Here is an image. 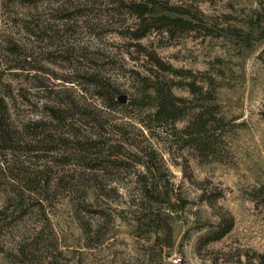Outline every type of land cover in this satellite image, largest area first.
I'll return each mask as SVG.
<instances>
[{
  "label": "rangeland",
  "instance_id": "374dc122",
  "mask_svg": "<svg viewBox=\"0 0 264 264\" xmlns=\"http://www.w3.org/2000/svg\"><path fill=\"white\" fill-rule=\"evenodd\" d=\"M131 3L154 14L140 20L129 10ZM259 13L257 0H0V97L13 109L16 125L39 121L45 107L70 106L76 98L103 117L101 141L113 161H122L121 170L86 169L69 163L65 150L11 153L9 171H0V264H260L264 40L257 37L264 18ZM158 17L191 22L192 30L162 28L153 20ZM151 55L191 71L206 91L215 92L213 102H198L181 78L164 75L185 101L182 109L215 107L210 148L202 154L189 145L185 117L164 124L153 118V78L163 74ZM92 74L119 89L115 111L105 109L87 84ZM96 128L79 127L98 136ZM46 138L40 147L56 141ZM149 153L160 169L150 182L161 181L158 203L144 193V177L150 175L142 165ZM12 174L20 180L9 178ZM48 182L49 196L31 195ZM230 217L233 229L213 241Z\"/></svg>",
  "mask_w": 264,
  "mask_h": 264
},
{
  "label": "trees",
  "instance_id": "16d2710c",
  "mask_svg": "<svg viewBox=\"0 0 264 264\" xmlns=\"http://www.w3.org/2000/svg\"><path fill=\"white\" fill-rule=\"evenodd\" d=\"M260 7V13L258 17L264 18V0H257ZM129 10L132 14L136 15L138 19L145 21L147 16L153 15L154 11L148 9L147 6L131 3L128 5ZM154 22L162 28L168 30L180 29L182 31L192 30V23L183 21L181 19H170L168 17L153 18ZM142 28V27H141ZM139 32V31H136ZM145 32V31H144ZM136 33L134 35L135 40H142L146 33ZM260 36L257 37L258 41L264 40V30L261 29ZM239 40H245L242 35H234ZM247 46L251 44V40L245 41ZM152 64L160 74V76H154L156 80L153 90L156 94L157 104L153 118L156 122L164 124L169 122H176L181 118L185 117L187 120V126L185 132L189 145L202 154V149L210 148V136L209 129L214 128L215 113L213 109L215 107L199 105L198 109L183 108L179 107L180 104H184L183 99L177 98L173 93V88L165 82L166 75L171 78H181V86L189 92V94L195 97L198 102L205 104L211 103L215 100V92H208L202 87L201 81L192 74L191 71H182L173 69L170 65L165 64L157 56H150ZM260 59L264 63V50L260 55ZM87 84L93 88L95 95L102 100V104L108 111H115L119 106L120 91L117 89L111 79H107L101 75L92 74L87 78ZM212 82H208V86H212ZM40 92H45L46 89L37 87ZM15 99V98H14ZM45 116L39 119V121H30L28 124L21 127L16 125V120L13 113V109L9 107L6 99L0 97V171H9L10 164L8 157L14 152H46L47 154H54L59 151L65 150L66 156L69 157V163L73 160L79 162L80 165L86 167V169H96L97 166L100 169L109 168L113 166L114 169H122V161L116 157L113 161V157L110 155V148L107 143L101 141L105 140L104 127L107 124L103 121V117L98 115L92 106L81 104L76 98L71 101L70 106L63 107V105L52 104L45 107ZM204 110L202 111V109ZM264 116V113H262ZM81 119V120H80ZM83 121V123H82ZM52 124L53 127H52ZM95 125V134L86 132L82 133L79 127H86L87 125ZM99 128H103L101 132ZM76 129H79L78 131ZM56 134L58 138L56 139ZM53 137L52 142L46 144L45 147H40L46 137ZM66 140L70 143V147H67ZM39 146V147H38ZM148 161L144 163L143 168L146 170L150 178H146L144 183L145 196L151 198L152 201L158 203L161 199L160 182L157 184L150 183L151 178H155L160 174L156 162V157L150 153L146 155ZM108 158V159H107ZM112 158V159H110ZM147 164V165H146ZM15 170V168H14ZM7 175V173H6ZM9 178L14 180H20L14 174L10 175ZM66 178V177H65ZM63 184L65 180L60 179ZM49 183L46 188H39L40 191L37 193H31L32 196L41 197L42 194L49 196L50 188ZM101 189V188H100ZM103 191V190H102ZM20 197L23 198L24 194L20 193ZM35 199V198H33ZM234 226V220L230 217L225 227H223L218 233L215 234L213 241L221 240L225 237ZM159 229V227H157ZM260 264H264V255H259Z\"/></svg>",
  "mask_w": 264,
  "mask_h": 264
},
{
  "label": "built area",
  "instance_id": "2783aa9c",
  "mask_svg": "<svg viewBox=\"0 0 264 264\" xmlns=\"http://www.w3.org/2000/svg\"><path fill=\"white\" fill-rule=\"evenodd\" d=\"M175 263H177V261H175Z\"/></svg>",
  "mask_w": 264,
  "mask_h": 264
}]
</instances>
